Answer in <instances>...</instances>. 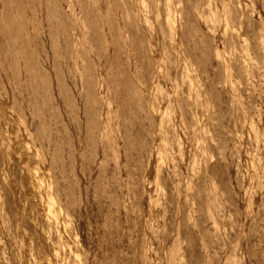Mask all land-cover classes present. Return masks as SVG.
I'll list each match as a JSON object with an SVG mask.
<instances>
[{"label": "rangeland", "instance_id": "obj_1", "mask_svg": "<svg viewBox=\"0 0 264 264\" xmlns=\"http://www.w3.org/2000/svg\"><path fill=\"white\" fill-rule=\"evenodd\" d=\"M262 20L0 0V264H264Z\"/></svg>", "mask_w": 264, "mask_h": 264}, {"label": "bare ground", "instance_id": "obj_2", "mask_svg": "<svg viewBox=\"0 0 264 264\" xmlns=\"http://www.w3.org/2000/svg\"><path fill=\"white\" fill-rule=\"evenodd\" d=\"M262 21H264V20H262ZM221 148V147H220ZM260 176V175H259Z\"/></svg>", "mask_w": 264, "mask_h": 264}]
</instances>
